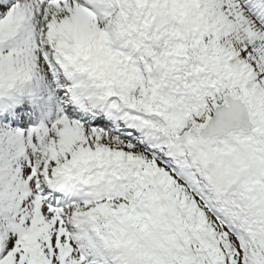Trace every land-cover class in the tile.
Instances as JSON below:
<instances>
[{
    "label": "snow or ice",
    "instance_id": "6c2138e0",
    "mask_svg": "<svg viewBox=\"0 0 264 264\" xmlns=\"http://www.w3.org/2000/svg\"><path fill=\"white\" fill-rule=\"evenodd\" d=\"M0 264H264V0H0Z\"/></svg>",
    "mask_w": 264,
    "mask_h": 264
}]
</instances>
